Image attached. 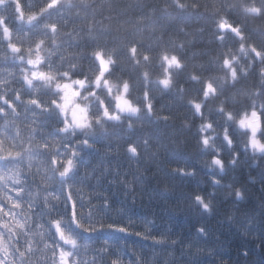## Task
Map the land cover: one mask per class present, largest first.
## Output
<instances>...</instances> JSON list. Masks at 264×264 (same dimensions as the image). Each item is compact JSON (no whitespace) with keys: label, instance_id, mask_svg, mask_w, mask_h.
Wrapping results in <instances>:
<instances>
[{"label":"trees","instance_id":"trees-1","mask_svg":"<svg viewBox=\"0 0 264 264\" xmlns=\"http://www.w3.org/2000/svg\"><path fill=\"white\" fill-rule=\"evenodd\" d=\"M9 152L0 264H264V0H0Z\"/></svg>","mask_w":264,"mask_h":264},{"label":"rangeland","instance_id":"rangeland-1","mask_svg":"<svg viewBox=\"0 0 264 264\" xmlns=\"http://www.w3.org/2000/svg\"><path fill=\"white\" fill-rule=\"evenodd\" d=\"M58 2L59 0H53L54 4H57ZM33 74H38V72L34 71ZM82 87L83 83L79 82H68L60 86V91L62 92V97L64 101V111L67 115L70 116L73 124L76 127H78L81 123L85 121L86 115L88 113L87 107L82 105V102H80V99L82 98ZM117 101L119 108L125 113L134 112L135 109L123 97H119ZM245 127L250 129L252 133L256 134L257 123L255 116H252L251 119H249V122L246 123ZM256 143L257 142L254 139V144L256 145Z\"/></svg>","mask_w":264,"mask_h":264},{"label":"snow or ice","instance_id":"snow-or-ice-1","mask_svg":"<svg viewBox=\"0 0 264 264\" xmlns=\"http://www.w3.org/2000/svg\"><path fill=\"white\" fill-rule=\"evenodd\" d=\"M165 83H167V81H165ZM20 156V153L19 152H9L7 153L5 156L3 157H0V158H4V159H15V158H19ZM72 168V162L69 161L68 162V168L65 170V172H62L61 173V176H64L67 174V172H69ZM19 194V192L17 193ZM199 199V198H198ZM15 207H20V205L17 203L14 205ZM0 211H2V209H0ZM56 225L59 226V222H56ZM19 227L23 228L24 225L23 224H19L18 225ZM61 238L65 240L66 243H69V244H72L73 246L75 245L76 241L74 239H72L70 236L68 235H65L64 232H61ZM67 255H70V254H65V258Z\"/></svg>","mask_w":264,"mask_h":264}]
</instances>
